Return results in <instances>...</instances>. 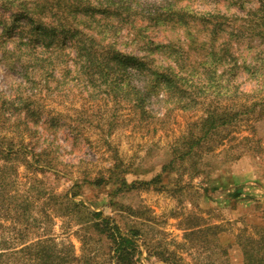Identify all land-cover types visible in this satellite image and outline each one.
Returning a JSON list of instances; mask_svg holds the SVG:
<instances>
[{"label":"rangeland","instance_id":"obj_1","mask_svg":"<svg viewBox=\"0 0 264 264\" xmlns=\"http://www.w3.org/2000/svg\"><path fill=\"white\" fill-rule=\"evenodd\" d=\"M117 1L149 10L119 23L108 41L160 68L171 64L186 79L185 97L154 93L141 112L86 87L72 50V68L60 66L38 84L41 116L24 118L5 103L30 89L8 64L12 42L0 39V143L29 160L0 154V252L42 237L74 253L71 264H115L111 244L87 227L90 218L67 206L76 192L75 200L133 234L138 264H247L246 256L264 253V7L259 0ZM13 12L0 6V34ZM213 44L233 56L212 58ZM212 70L220 83L207 87L217 79H209ZM213 109L231 120L194 142ZM115 165L128 183L144 182H86L107 180Z\"/></svg>","mask_w":264,"mask_h":264},{"label":"trees","instance_id":"obj_2","mask_svg":"<svg viewBox=\"0 0 264 264\" xmlns=\"http://www.w3.org/2000/svg\"><path fill=\"white\" fill-rule=\"evenodd\" d=\"M259 1L264 7V0ZM0 6L14 10L12 22H5L3 33L0 34L3 43L12 42L7 54L10 62L8 64L20 69L23 83L30 89V94L25 98H19L17 101L9 99L5 103L17 106L19 116L34 120L35 117L41 116L42 108L34 104L42 95V89L38 84L46 81L47 77L60 66L64 70L71 69L68 58L72 50L74 51L73 67L78 68L76 73L86 87L92 91L98 89V92L113 94L115 99L124 97L141 112H146L145 101L155 95L154 93L164 91L169 95H178L180 100L185 97L186 79L182 78L171 64L160 68L159 65H152V62L142 57L118 50L108 41L113 38L119 23L130 21L132 15L143 17L149 8L131 7L120 4L117 0H96L95 3L93 0H0ZM98 14L102 16L98 17ZM210 16L221 17L212 13ZM11 26H16L18 29L12 30ZM217 29L212 30L213 36L218 33ZM212 47L216 49H210L209 55L212 58L216 59L219 55L220 60L227 61L233 56L226 47L218 48L215 44ZM209 73L213 75L209 79H217L207 87L219 84L220 76L214 77L215 70ZM262 76L264 79V74ZM10 115L16 116V114ZM204 116L200 120L202 133L194 142H200L218 125L231 120V113L214 109L206 111ZM192 144L184 154H191ZM2 146L0 143V154L17 156L23 154L24 159L29 163L20 147L14 149L11 147L5 151ZM117 168L116 165L109 168L111 172L107 180L99 176L94 179L87 178L86 182L95 186L112 178L120 181L122 186L144 182L135 180L128 183L125 177H119ZM75 194L76 192L72 193L71 197L67 195V206L79 208L86 217L90 218L87 227L104 236L111 244L113 251L111 258L114 259V263L138 264L134 257L137 244L133 234L124 232L119 224L111 222L112 218L105 216L102 210H91L83 201L75 200L73 198ZM63 249L51 238L30 239L10 251L0 252V264L7 263L9 259L13 260L12 264L19 262H21L19 264H30L28 261L33 258L35 262L32 264H71L75 260L74 253L65 254ZM251 249H254V246ZM257 256V258L246 256L247 264H251L254 260L253 264H264V253H258Z\"/></svg>","mask_w":264,"mask_h":264}]
</instances>
